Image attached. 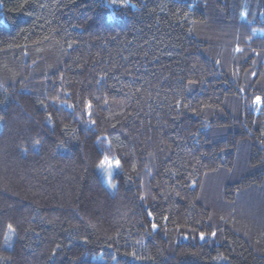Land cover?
<instances>
[{
	"label": "trees",
	"instance_id": "trees-1",
	"mask_svg": "<svg viewBox=\"0 0 264 264\" xmlns=\"http://www.w3.org/2000/svg\"><path fill=\"white\" fill-rule=\"evenodd\" d=\"M257 96L264 0H0V264H264Z\"/></svg>",
	"mask_w": 264,
	"mask_h": 264
},
{
	"label": "snow or ice",
	"instance_id": "snow-or-ice-1",
	"mask_svg": "<svg viewBox=\"0 0 264 264\" xmlns=\"http://www.w3.org/2000/svg\"><path fill=\"white\" fill-rule=\"evenodd\" d=\"M254 103H256V104H262V103H264V100H262L261 99V97H259V96H257V97H255V100H254ZM102 163H106V164H108V166L109 167H111L112 166V164H111V162L110 161H108V159L107 158H105V161H103ZM115 164H116V166H119V164H120V161L119 160H117V161H115ZM153 227L155 228L156 227V225L154 224L153 225ZM9 230L11 231V226H9ZM212 235L213 236H215L216 235V233L215 232H213L212 233ZM205 237H204V234L203 233H201V239H204ZM8 239L9 238H6V243L8 242Z\"/></svg>",
	"mask_w": 264,
	"mask_h": 264
},
{
	"label": "rangeland",
	"instance_id": "rangeland-1",
	"mask_svg": "<svg viewBox=\"0 0 264 264\" xmlns=\"http://www.w3.org/2000/svg\"><path fill=\"white\" fill-rule=\"evenodd\" d=\"M111 162V161H110ZM111 164H112V166L114 165L115 166V164H114V162H111ZM108 165V164H107ZM112 168H114V167H112ZM112 168L111 167H107V171H109V173L112 171Z\"/></svg>",
	"mask_w": 264,
	"mask_h": 264
}]
</instances>
